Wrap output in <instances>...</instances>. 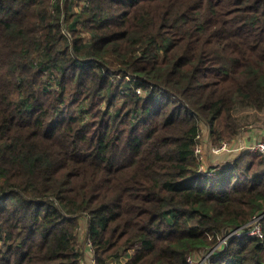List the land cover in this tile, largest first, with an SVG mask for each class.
<instances>
[{
    "label": "trees",
    "instance_id": "1",
    "mask_svg": "<svg viewBox=\"0 0 264 264\" xmlns=\"http://www.w3.org/2000/svg\"><path fill=\"white\" fill-rule=\"evenodd\" d=\"M202 125L264 128V0H0V264H81V216L94 264H188L264 211V155L200 172Z\"/></svg>",
    "mask_w": 264,
    "mask_h": 264
},
{
    "label": "built area",
    "instance_id": "2",
    "mask_svg": "<svg viewBox=\"0 0 264 264\" xmlns=\"http://www.w3.org/2000/svg\"><path fill=\"white\" fill-rule=\"evenodd\" d=\"M205 126V125H204ZM260 131L264 134V128L260 127ZM207 128L206 126L204 127V130ZM204 130H201V133L197 136L198 138V143L194 148L195 155L197 156V159L199 160V171L204 172V173H212L216 170L217 167H226L231 164V161L233 158H224L222 161H209L207 162L206 156L207 152H205L203 148V143H205L208 147L209 153L212 152L213 154L219 155L225 152H243V151H250V152H260L264 155V140L260 139H254V140H249V136H247L249 133L252 132L253 129L249 128H244L242 129L239 134L232 139L231 141H222L219 146H212L210 144V140L208 138V143L207 141H204L199 144V141L201 140V136L203 135ZM251 138V137H250ZM253 139V137H252ZM235 143V144H233ZM83 218L86 221L85 217H79ZM262 219H264V211L255 213L251 219L239 226H234V227H227L221 230V232L218 234V237L214 244L211 246L204 247L194 254H190L186 258V262L188 264H211L210 261L211 259L220 251H222L229 241L232 238H243V237H257L260 240H264V230H263V225H262ZM85 227H86V222L83 225V227L80 226L79 223V238L80 241L83 239V250L85 253V247L89 248V255L92 258V264H94V259H93V245L89 240H86L84 238L85 234ZM86 240V242H85ZM81 264H84V255L82 258Z\"/></svg>",
    "mask_w": 264,
    "mask_h": 264
},
{
    "label": "rangeland",
    "instance_id": "3",
    "mask_svg": "<svg viewBox=\"0 0 264 264\" xmlns=\"http://www.w3.org/2000/svg\"><path fill=\"white\" fill-rule=\"evenodd\" d=\"M74 3V6L75 8H78V4H77V1H73ZM86 4V0H81V5H85ZM202 129L204 130V125H202ZM253 129L251 133H249L247 136H249V140H254V139H260V140H264V134L260 131V127L258 126H251L249 127V129ZM251 137V138H250ZM253 137V139H252ZM204 141H207L208 143V138H207V132H206V129L204 130L203 132V135L201 136V140L199 141V144L204 142ZM235 144V143H233ZM203 145V148L205 150V152H207V156H206V159H207V162L211 161H222L224 158H233V157H236L239 152H225V153H222V154H219V155H216V154H213L212 152L209 153L208 151V147L205 143L202 144ZM225 155H228L227 157H223ZM263 220L262 219V225H263ZM85 220L83 218H80L79 219V223H80V226L83 227V225L85 224ZM92 258L91 256L89 255V248L88 247H85V253H84V264H92Z\"/></svg>",
    "mask_w": 264,
    "mask_h": 264
},
{
    "label": "crops",
    "instance_id": "4",
    "mask_svg": "<svg viewBox=\"0 0 264 264\" xmlns=\"http://www.w3.org/2000/svg\"><path fill=\"white\" fill-rule=\"evenodd\" d=\"M228 155H225V156H223V157H227ZM234 158V157H233Z\"/></svg>",
    "mask_w": 264,
    "mask_h": 264
}]
</instances>
